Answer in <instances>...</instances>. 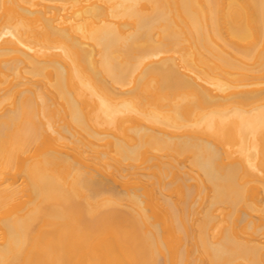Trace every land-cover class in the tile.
<instances>
[{
  "label": "bare ground",
  "instance_id": "6f19581e",
  "mask_svg": "<svg viewBox=\"0 0 264 264\" xmlns=\"http://www.w3.org/2000/svg\"><path fill=\"white\" fill-rule=\"evenodd\" d=\"M0 264H264V0H0Z\"/></svg>",
  "mask_w": 264,
  "mask_h": 264
}]
</instances>
